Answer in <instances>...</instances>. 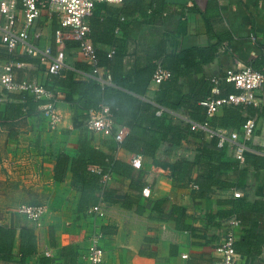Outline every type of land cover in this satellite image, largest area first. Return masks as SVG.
Masks as SVG:
<instances>
[{
	"label": "crops",
	"instance_id": "obj_1",
	"mask_svg": "<svg viewBox=\"0 0 264 264\" xmlns=\"http://www.w3.org/2000/svg\"><path fill=\"white\" fill-rule=\"evenodd\" d=\"M21 8L20 0H17ZM54 9V8H53ZM4 18L0 12V24ZM96 21L93 27L92 21ZM90 38L104 51L120 50L122 53L121 77L134 84L149 72L150 65L160 64L178 78V90L189 91L188 78L200 77L212 81L222 77L230 68L246 65L255 67L264 61V0H124L120 4L97 3L87 18ZM58 15L44 8L29 30L30 44L43 50L64 49L66 66L52 71L50 60L42 61L39 54H29L21 45L9 52L1 41V66L11 61L25 63L14 68L15 79L34 80L49 91L40 106L56 100L62 122L56 129L48 128L40 111L7 119L9 102L22 100L19 91H8L0 84V225L33 228L37 235L36 252L27 256L23 264H39L42 256H50L52 264H89L86 259L92 242L105 250L103 264H181V255L188 253L186 264H213L221 260L215 251L216 244L230 227L234 216L224 214L229 210L226 200L234 198V188H215L201 198L195 196L197 187L175 185L170 170L156 164L155 158L146 154H133L116 146L112 135L90 133L84 128L87 110L83 105L91 101L89 88L95 84L112 86L125 96H133L141 103H155L153 96L160 84L153 81V74L145 92L109 80L110 69L102 65L98 75L92 72L91 62L84 56L78 41L65 31L64 44H57ZM92 28V29H91ZM40 34L37 36V34ZM93 36L98 37L97 41ZM111 74V73H110ZM221 94V91H220ZM256 105L255 134L249 141V151L264 156V86ZM124 103L125 102L124 100ZM176 121L189 120L187 110H169ZM222 110V109H221ZM219 111L220 114L222 111ZM158 114V113H157ZM140 113H137V117ZM119 130L129 132L126 121L120 118ZM146 124V123H143ZM88 138L93 147L109 157L134 166L135 177L145 183L143 190L132 188V179L114 173L106 188L119 195L132 198L130 207L120 202L103 201L104 216H96L88 209H81L82 192L73 187V172L68 168L63 181L55 177V165L62 154L71 159L79 154L80 140ZM206 138L211 139L207 133ZM200 139L191 137L181 145L168 150L163 142L157 150V160L193 157ZM140 159V165L133 164ZM103 167L92 165L91 169ZM250 169L247 174L250 199L259 198L260 184L264 183V169ZM149 195H144V189ZM168 199L185 209L186 222L199 229L193 236L180 229L173 220L164 219L153 209L154 202ZM23 203L47 204L48 211L40 221H33L15 208ZM169 212V211H168ZM219 212H222L220 216ZM216 217L210 219L212 215ZM164 217V218H163ZM18 237V236H17ZM18 250L16 242L14 252ZM243 257V256H242ZM20 257L12 263L20 264ZM244 264H264L262 253L243 258Z\"/></svg>",
	"mask_w": 264,
	"mask_h": 264
},
{
	"label": "trees",
	"instance_id": "obj_2",
	"mask_svg": "<svg viewBox=\"0 0 264 264\" xmlns=\"http://www.w3.org/2000/svg\"><path fill=\"white\" fill-rule=\"evenodd\" d=\"M91 24L93 27L96 26V21L93 20ZM93 37V40L97 41L98 37ZM96 56L98 66L106 65L110 69L113 82L124 84L137 92H145L151 79L150 76L157 68L156 64H151L145 77L138 78L136 83L131 84L119 78L123 59L120 50L114 49L110 55L109 50L104 51L97 47ZM255 68L264 71V61L258 62ZM169 71L171 76L160 83L159 89L153 96L155 103H141L133 96H125L123 92L115 90L110 85L102 87L95 84L89 88L91 101L83 106L88 111L100 103L107 104L116 124L120 122V118H130L126 121L129 132L125 134L119 145L116 142L117 148H126L135 155L146 154L154 157L157 165L170 170V176L175 185H196L195 196L205 198L215 188L232 187L245 191L248 187L247 174L251 168L254 171L264 169V156L246 150L245 160L241 161L237 158L233 144L225 142L223 146H220L217 135L211 136L208 140L207 132L199 128L193 129L191 121L208 122V126L213 129L221 127L239 130L248 118L255 117L260 109L254 104L230 105L224 106L220 114L209 117L202 101L212 94L213 82L200 77L188 78L190 90L182 91L178 90L176 85L179 78L171 70ZM219 87L221 96L239 91L233 83L224 80ZM20 97L22 100L8 103L5 116L7 119L40 111L39 105L42 100L27 93H21ZM124 100L127 103H124ZM161 107L174 111L183 107L187 110L189 120L181 119L178 122L173 114L165 109L161 114H157ZM261 111L264 112V110ZM138 112L139 117H137ZM191 137L200 139L193 157L183 155L175 159L169 157L162 161L157 160V150L163 142H168L170 144L168 150H171L174 146L181 145L183 141H190ZM249 141H246L248 146ZM92 165H100L103 170L95 171L91 169ZM68 168L74 175L73 187L82 192L81 209L83 210L97 204L99 201L97 191L99 190L103 201L120 202L126 207L132 205L131 196L119 195L109 188L102 187V176L107 172L130 177L131 186L136 191L141 192L145 185L140 177H135L134 166L131 162L109 157L103 151L93 147L90 140L85 137L80 140L79 154L76 157L71 159L68 155L62 154L58 159L55 165V178L63 181ZM258 193L261 196L255 199H250L248 193L244 192L241 197L226 200L230 208L224 214L234 216L240 222L235 248L246 259L259 256L264 247V183L260 184ZM152 206L160 215H165L164 219L175 221L178 228L190 231L193 236L199 233L197 227L186 222L184 208L175 204L171 205L168 199L156 200ZM219 214L222 216V212ZM215 217L213 214L210 217L211 221ZM16 242L18 250L15 253ZM36 249L37 235L33 228L21 226L18 233L16 226L0 225V262L12 263L16 257H20L19 263L23 264L25 258L35 253ZM39 264H52V259L50 256H42Z\"/></svg>",
	"mask_w": 264,
	"mask_h": 264
},
{
	"label": "built area",
	"instance_id": "obj_3",
	"mask_svg": "<svg viewBox=\"0 0 264 264\" xmlns=\"http://www.w3.org/2000/svg\"><path fill=\"white\" fill-rule=\"evenodd\" d=\"M124 0H20L21 8H18L17 0H0V12L4 18L0 24L1 41L5 44L9 52H14L21 45L25 46V50L29 54H39L42 61L50 60V69L57 71L66 66V53L62 48L56 50L49 46L43 50H39L33 44L28 42L29 30L32 23L41 15L44 8L54 10L58 15L59 27L56 29L55 40L57 44H64L65 31L68 30L70 36L78 41V46L84 56L92 64V72L98 75L101 71V66L97 65V45L89 36L90 25L87 18L93 14L97 3L120 4ZM54 8V9H53ZM40 34L38 33L37 36ZM110 55L114 49H110ZM25 63L20 61H11L1 66L0 84L8 91H19L34 96L36 99H43L49 91L43 84L34 80L23 79L17 80L14 75V68L22 66ZM171 72L158 65L154 74L153 81L160 84L163 80L169 78ZM108 72V79L111 78ZM230 82L239 90L228 95H220V83L222 81ZM213 87L212 94L207 97L202 104L206 106L208 116H214L224 106L230 105H257L260 101L259 92L264 86V71L256 69L251 65H246L242 68H230L222 77H215L212 79ZM163 108L161 107L157 113L161 114ZM40 113L48 124L51 130L56 129L62 122V114L58 110L56 100H48L40 106ZM192 128H199L205 130L211 136H219V145L223 146L225 142L234 145L237 158L241 161L245 160L244 152L248 149L246 141L251 140L255 134L256 118L249 117L245 125L241 129L230 128H211L208 122L198 123L191 121ZM84 128L90 133L102 132L112 135L118 142V145L123 141L125 134L119 130L115 121L113 120L110 107L105 103H100L98 106L90 108L87 111V118L84 123ZM135 166L140 165V159H134ZM95 171H100V168H94ZM114 173L107 172L102 176L101 185L106 188L113 178ZM194 187H197L193 184ZM144 195H149V189L143 191ZM243 195L241 190L235 189L234 196L241 197ZM48 205L39 203H23L15 208L19 214H23L33 221H40L48 211ZM90 213L96 216H104L105 210L103 203L94 205L89 208ZM230 227L223 235L222 239L216 244L215 251L221 256V260L213 264H244L242 255L236 250L235 242L238 236L237 229L240 222L233 219L230 222ZM186 264L189 258L188 253L181 255ZM86 259L89 264H103L105 260V250L102 246L92 242L88 246Z\"/></svg>",
	"mask_w": 264,
	"mask_h": 264
}]
</instances>
